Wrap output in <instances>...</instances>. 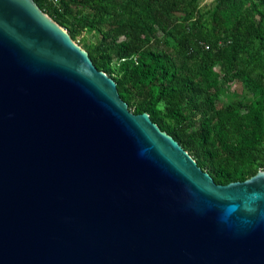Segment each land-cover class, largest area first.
<instances>
[{"label":"water","instance_id":"95a60500","mask_svg":"<svg viewBox=\"0 0 264 264\" xmlns=\"http://www.w3.org/2000/svg\"><path fill=\"white\" fill-rule=\"evenodd\" d=\"M0 264H264V170L214 183L32 0H0Z\"/></svg>","mask_w":264,"mask_h":264},{"label":"trees","instance_id":"16d2710c","mask_svg":"<svg viewBox=\"0 0 264 264\" xmlns=\"http://www.w3.org/2000/svg\"><path fill=\"white\" fill-rule=\"evenodd\" d=\"M216 184L264 170V0H32Z\"/></svg>","mask_w":264,"mask_h":264},{"label":"rangeland","instance_id":"374dc122","mask_svg":"<svg viewBox=\"0 0 264 264\" xmlns=\"http://www.w3.org/2000/svg\"><path fill=\"white\" fill-rule=\"evenodd\" d=\"M212 1H213V0H200V1H199V4H200L201 6H207V5H209L210 3H212Z\"/></svg>","mask_w":264,"mask_h":264},{"label":"built area","instance_id":"2783aa9c","mask_svg":"<svg viewBox=\"0 0 264 264\" xmlns=\"http://www.w3.org/2000/svg\"><path fill=\"white\" fill-rule=\"evenodd\" d=\"M50 1H54V0H50Z\"/></svg>","mask_w":264,"mask_h":264}]
</instances>
